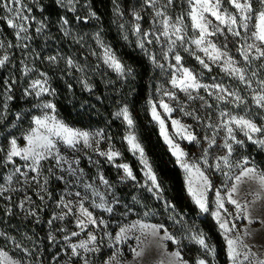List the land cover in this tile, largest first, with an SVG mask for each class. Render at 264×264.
<instances>
[{"label": "snow or ice", "instance_id": "obj_1", "mask_svg": "<svg viewBox=\"0 0 264 264\" xmlns=\"http://www.w3.org/2000/svg\"><path fill=\"white\" fill-rule=\"evenodd\" d=\"M55 2L65 12L57 22L63 39L81 48L88 46L87 34L74 29L67 13L77 23L98 20L90 0ZM112 3L113 22L122 39L134 43L166 79L167 86L157 84L159 99L149 97L148 112L184 175L192 204L215 222L227 264H264V243L256 250L248 243L256 231L249 227L254 222L253 206L264 201V167L245 152L249 144L264 150V0H138L128 12L131 20L126 19L119 0ZM44 11L39 0H0V22L12 37L0 33V69L17 68L14 50L22 57L19 78L14 71L0 77V199L8 202L7 216L15 215L18 208L26 219L39 224L40 214H48L46 247L41 241L26 247L0 230V264H45L46 260L47 264H217L218 248L211 237L189 223L186 214L165 197L163 182L127 105L113 117L125 126L121 140L138 161L142 180L123 162V153L105 129L77 128L60 117L53 78L36 61L59 71L61 79L73 77L88 93L93 92L91 74L104 75L101 70L105 69L118 80H127L133 70L105 41L102 28L91 34L96 48L88 46L94 65L86 59L81 63L59 47L46 53L49 41L56 38ZM81 11L86 15L81 16ZM36 12L43 18L38 19ZM38 39L44 41L39 50ZM185 53L200 71L186 66ZM214 68L228 82L215 75L206 82L205 74ZM112 83L106 81V85ZM67 88L71 93L72 83ZM17 99L31 103L15 111ZM183 143L199 149L198 154ZM104 164L117 170L116 181L105 175ZM215 177L220 179L219 186ZM53 181L62 185L55 194L50 190ZM121 184H131L148 197L137 193L125 200L117 191ZM16 193L22 196L13 204ZM148 198L162 204L179 233L163 222H152L159 213L145 202ZM236 221H247V225L241 227ZM255 222L264 227V218ZM182 241L198 249L194 260L186 258ZM168 242L176 246L174 250H169ZM8 245L16 256L9 254ZM153 251L155 259L149 258Z\"/></svg>", "mask_w": 264, "mask_h": 264}, {"label": "trees", "instance_id": "obj_2", "mask_svg": "<svg viewBox=\"0 0 264 264\" xmlns=\"http://www.w3.org/2000/svg\"><path fill=\"white\" fill-rule=\"evenodd\" d=\"M43 5L45 11L44 16L49 17L51 23L50 31L55 40L60 39V33L58 31L57 22L61 15H65V12L57 7L55 0H39ZM83 3V0H81ZM125 13H128L131 7L134 5L135 0H119ZM92 10L95 11L99 17L98 20H90L89 23L84 24L82 21L79 23L82 27H97V29H103V35L106 40L116 51L119 58L133 70V76L127 80H118L115 73L102 69L104 75L91 74V83L93 84V92L88 93L83 91L82 86L76 83L73 77H65L61 79V73L59 71L49 68L46 64L40 65L45 71H48L52 76L53 87L57 89L56 104L58 106V112L62 119L67 123L78 128H97L105 129L113 139L115 146L123 153V162L128 163L139 179L142 180V175L139 171L140 165L136 158L127 151V147L122 143L121 138L125 133L124 124L114 119L113 114L116 109L123 105H127L131 112L135 124L136 131L139 138L149 156L155 171L163 182L164 195L172 201L180 212L186 214V219L189 223L203 229L217 245L218 248V260L217 264H227L226 258L222 251L223 241L216 230L215 222L209 215H200L198 210L192 204L191 199L187 195L184 183V176L182 171L176 166L174 159L167 151L166 146L160 139L156 125L151 121V117L148 112V99L150 93L155 88L157 81L160 80V74L157 68H154L147 60V58L135 47L134 43L124 41L117 29L113 25V3L112 0H90ZM85 13H79L81 16ZM37 16L42 19L41 13L36 12ZM69 19L73 22L75 18L71 13H67ZM148 17H145L144 27H148ZM77 23V22H76ZM0 29L3 32L9 33L3 22H0ZM72 51L76 54L75 58L81 63L85 62V59L90 64H95L96 60L87 53H83L78 44H74L71 41L67 42ZM185 63L187 66L194 68L196 71H200V66L194 59L187 54ZM63 67V64H61ZM215 74H219V70L214 69ZM112 80L114 83L107 84L106 81ZM72 83L73 91L70 93L67 88V84ZM99 97V99H97ZM28 105V101L23 99H17L13 108L15 111L21 110ZM83 105V107H82ZM103 147H107L104 144ZM246 153L254 158L257 165L264 167V151L257 148L254 145H248L245 149ZM86 166V164H84ZM87 168V167H86ZM103 170L105 175L113 181L117 180V170L110 165L104 164ZM55 186L60 188L62 185ZM118 193L125 199H131L132 194L139 193L142 197H148V194L141 189H135L131 187V184L125 186L119 185L117 188ZM149 206L154 207L159 215L153 217L152 222H163L170 226V230L179 233V226H174L168 220L167 214L164 212L162 204L154 201L150 198L145 201ZM2 219L0 221V227L5 228L10 218L13 216L5 215V212L1 213ZM17 218V217H16ZM48 218V217H47ZM46 218V220H47ZM134 218V217H133ZM6 220V221H5ZM34 226V225H31ZM42 243L46 242L41 237ZM185 248V256L189 260H194L198 254V249L195 245L189 244L187 241H182ZM175 246L168 243V248L171 250ZM50 258V254H48ZM47 264V260L45 261Z\"/></svg>", "mask_w": 264, "mask_h": 264}, {"label": "rangeland", "instance_id": "obj_3", "mask_svg": "<svg viewBox=\"0 0 264 264\" xmlns=\"http://www.w3.org/2000/svg\"><path fill=\"white\" fill-rule=\"evenodd\" d=\"M137 3H138V0H135L134 4H137ZM80 13H85V12L81 11ZM35 15L37 16L36 13H35ZM125 17H126L127 20H131V17L128 15V13H125ZM37 18L40 19L38 16H37ZM115 19H116V17L113 18V21ZM113 25H114L115 29L118 30V28H117V26H116V24L114 22H113ZM72 26L74 27V29L80 35L87 34V36H86L87 45L90 46L91 49H95L96 48L95 42L91 38V34L93 32H95L96 30H98L97 27H93V26L92 27H82L79 23H76V22H73V21H72ZM143 26H144V24H143ZM0 33H2L1 29H0ZM103 37H104V35H103ZM59 38L60 39H58V40L49 41V45L50 46L47 49H45V52L48 53V54H52V53L55 52L56 48L59 47L65 54L74 55V57H75L76 54L72 51L71 47L68 46V44H66L69 41L64 40L61 34H60ZM104 39H105V37H104ZM105 41L107 43H109L108 40L105 39ZM43 43H44V41L42 39H38V40L35 41V47L37 48V50L40 49V47H41V45ZM88 46H86L84 48L80 47V49L83 51V53L85 52L88 55H90V48ZM14 51H15V55H14L13 59H14V62L17 64V68L15 70H12L9 67V70H7V71L0 69V77L8 76V75H10L12 73V71H14L15 75L17 76V78H19V76H20V73H19V61H20V59L22 57H21L20 51H18V50H14ZM91 57L94 58L93 56H91ZM30 62H31V60L29 59V63ZM36 64H37L38 67H40L41 62L40 61H36ZM157 69H158L159 74H160V69L159 68H157ZM214 69L219 70L218 68H214ZM214 69H213V71H214ZM211 75L217 76L218 79L219 78H223L225 80V82H228L227 78L224 77L223 73H221L220 71H219V74H215L214 72L211 73V74H207L206 73L205 74L206 82H211L210 81ZM160 82H163L165 84V86H167L166 79L164 77H162L161 74H160V80L157 81V84L160 83ZM157 84L155 85V88L153 89V91L150 93V96L153 99H155V100L159 99V97L157 96V93H156ZM17 96H19V91L17 92ZM30 103L31 102H28V105ZM174 115H176V114L174 113ZM10 119H11V117H10ZM186 122L191 123L192 121L186 120ZM83 129H85V128H83ZM90 129L94 130V129H97V128H90ZM0 131H2V128H0ZM13 131L15 132L16 130L14 129ZM16 134L19 135V132H17ZM21 143H22V141H21ZM182 146H184L186 149L191 151L194 155L198 154V152H199V149H197V148H195L193 146H190V145H188L186 143H183ZM102 147H103V145H102ZM93 158L95 159L96 157L93 156ZM84 164H86L85 167H87V161L86 160L84 161ZM86 170H88L90 174H92L94 172L93 169H87L86 168ZM214 179L216 180L217 186H219V183H220L219 177H215ZM60 188H57L55 186V181H53V184H52L50 190L55 194V193L59 192ZM29 194L32 195V198H33V200H35L37 205L41 204V201L36 197V195L34 194V192L32 190H29ZM5 195H8V193H6ZM12 195H13V204H15V203L18 202L20 196H22V193H16V194H12ZM7 204H8L7 201H5L3 199H0V221L2 219L1 213L5 212V206ZM227 207L231 208L232 206L228 205ZM14 211L16 213L14 215V218H12V219L10 218L9 222L6 224V227L5 228L0 227V230L6 231V232L14 235L18 241H20L26 247H29V248L33 247V241H41V237H43L46 242L42 243L41 246L42 247H46L47 244H48V242L46 240V234H47V231H48L47 226H46V221H47L46 218L48 217V214L47 213H41L40 217H41V221L42 222L39 223V224H36V223H34V219L33 218H27L26 219L24 217V214L18 208H15ZM252 217H253L254 222L249 227L251 229H255L256 231H255L254 235L248 240V243L250 245H254V249L253 250H256L257 248H259L261 246L262 243H264V227H262L260 225V223L255 222L258 219L264 218V201L258 202V203H256L253 206ZM236 223L238 225H240L241 227H244L245 225H247V221H236ZM31 225H34V226H31ZM27 236H31L32 239H27L26 238ZM168 243H170V242H168ZM0 247H3V243L2 242H0ZM175 247L173 249H171V250H174ZM7 250H9V254L10 255H12V256H16L17 255L16 251L12 250V246L11 245H8V249ZM53 251H55V250H53ZM156 257H157V254L155 253V251H153L152 253L149 254V258H151V259H155Z\"/></svg>", "mask_w": 264, "mask_h": 264}]
</instances>
